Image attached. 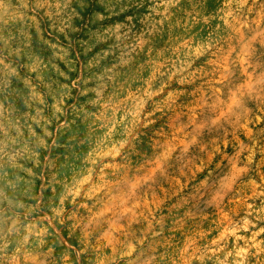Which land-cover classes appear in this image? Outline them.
Masks as SVG:
<instances>
[{"label": "rangeland", "instance_id": "1", "mask_svg": "<svg viewBox=\"0 0 264 264\" xmlns=\"http://www.w3.org/2000/svg\"><path fill=\"white\" fill-rule=\"evenodd\" d=\"M0 264H264V0H0Z\"/></svg>", "mask_w": 264, "mask_h": 264}]
</instances>
